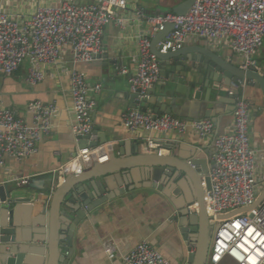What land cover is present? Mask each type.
<instances>
[{
    "label": "built area",
    "instance_id": "1",
    "mask_svg": "<svg viewBox=\"0 0 264 264\" xmlns=\"http://www.w3.org/2000/svg\"><path fill=\"white\" fill-rule=\"evenodd\" d=\"M128 8L129 0H61L59 4L38 6L24 21L0 11V73L12 75L28 62L26 81L35 86L46 79L43 66H58L69 72L72 131L80 142L79 138L92 133L91 113L97 100L91 94H99L102 86L90 87L83 72L69 70L66 52L71 50L73 65L94 61L102 54L105 28L110 24L122 27ZM133 15L146 24L148 31L137 39L133 71L124 66H118V71L128 75L130 91L140 101L149 99L150 89L160 81L161 65L152 53V38L168 25L173 29L158 44L161 54L183 49L190 39L206 40L230 48L241 58L242 70L259 72L257 56L264 45V0H196L185 15L171 11L151 15L141 8H136ZM29 109L33 126L0 100V171L5 155L17 160L31 157L37 152L38 142L52 132L56 106L36 101L29 104ZM122 122L131 132L174 131L184 135L193 130L202 140L212 139L211 189H205V201L210 224L219 228L207 264H264V200L255 206L264 190V153L260 155L251 144L249 101L244 96L234 100L232 130L218 136L211 119L186 121L167 114L156 116L128 110ZM145 151L163 154L160 144L153 140L148 141ZM113 152L112 144L79 148L70 162L54 172L57 186L67 176L107 163ZM198 208L197 203L189 206L192 213ZM103 250L110 257L119 253L114 242L104 244ZM122 260L124 264H171L146 241L131 248Z\"/></svg>",
    "mask_w": 264,
    "mask_h": 264
},
{
    "label": "crops",
    "instance_id": "2",
    "mask_svg": "<svg viewBox=\"0 0 264 264\" xmlns=\"http://www.w3.org/2000/svg\"><path fill=\"white\" fill-rule=\"evenodd\" d=\"M94 0H84L91 3ZM61 0H0V11L6 12L13 19L24 21L28 19L38 6L59 4ZM166 5L162 0H129V8L124 12L125 24L120 27L110 24L105 28L103 37V51L94 61L73 65L71 50H67L65 59L69 70L76 69L86 75L90 87L100 84L99 94H91L97 100V107L91 113L93 129L90 142H97L98 146L112 144L115 154L120 157L133 159L135 147L139 145L140 154H147L145 148L149 140L156 141L163 149L165 156L173 155L180 160L187 158L191 151L208 153L210 168L211 156L214 152L213 140H202L193 130L184 135L178 133H154L139 130L131 132L122 122V116L128 110L142 111V102L133 99L130 91L128 75L118 71V66H124L133 71L132 58L137 55V39L140 34L148 31L146 24L134 18V10L141 8L146 14H159L173 9L182 3ZM159 34V33H158ZM154 36L152 40L155 38ZM190 56L193 52L216 54L227 63L240 68L241 58L225 45L216 46L214 43L190 39L186 45ZM196 54V55H198ZM259 72L264 76V45L257 56ZM175 62L161 70L160 81L150 89V100L162 97V92L170 85L173 88L171 97L177 98L179 108L184 105L185 111L178 118L186 121L211 119L215 124V136L232 130L233 100L229 97L221 98L211 86L214 82H205L200 64L188 61L180 70L182 84H174L172 68ZM29 63L24 62L12 75L0 73V100L2 104L13 111L18 118L28 125H35L33 113L29 109L32 102H42L54 105L57 113L53 118V129L50 135L45 136L37 144V152L23 160H17L8 155L4 156V167L0 171V184L8 185L13 198L31 197V202L11 204L14 210V221L18 236L24 240L31 252L30 263L43 264L46 252V217L44 211L51 203V193L56 190L54 172L70 162L80 146L72 131V97L70 93L69 72L62 71L58 66H43L46 79L38 85L27 83L26 76ZM191 69L196 71L191 72ZM203 87L200 100H181L180 92L191 89L199 92ZM155 88V94L153 93ZM179 88L180 92L174 89ZM223 89H228L222 86ZM251 105L250 139L254 149L261 155L264 153V97L259 86L243 85L240 89ZM174 95V96H173ZM165 102L164 98L161 99ZM171 102V99L170 101ZM151 106L148 112L152 113ZM204 111H207L205 116ZM104 142H107L104 144ZM204 157V156H203ZM108 163V162H107ZM104 163V164H107ZM95 166V165H94ZM92 169L89 168L88 170ZM33 180L43 181L44 190L26 188ZM163 191L158 192L150 187L145 180L143 169L135 168L129 183L135 185L133 192L117 197L110 204L101 207L88 216L79 225L74 240V254L69 264H124L122 257L131 248L141 242H148L159 250L171 264H189V256L195 251L194 246H188L184 241L175 221L177 207H189L194 204L195 195L191 186L184 178H176L174 183L160 181ZM117 183H112L111 190H118ZM175 192L177 194H175ZM171 197V198H170ZM35 241V242H34ZM114 242L119 247V253L108 256L103 245Z\"/></svg>",
    "mask_w": 264,
    "mask_h": 264
},
{
    "label": "water",
    "instance_id": "3",
    "mask_svg": "<svg viewBox=\"0 0 264 264\" xmlns=\"http://www.w3.org/2000/svg\"><path fill=\"white\" fill-rule=\"evenodd\" d=\"M196 0H183L173 9L177 15H185L193 6ZM166 12H170L167 10ZM165 13V12H164ZM173 29L168 25L166 30L160 32L152 40V53L159 59L161 70H165L171 61L175 62L172 68L174 73V84H182L180 78V70L188 61L200 64L203 71L205 82H214L211 86L212 90L218 92L221 98L234 100L240 96L242 85L259 86L264 97V76L259 72L250 69L249 71L241 70L220 58L216 54L211 56L201 52H193L190 54L185 47L177 52L161 54L158 44L165 38L166 34ZM198 54V55H196ZM165 68V69H164ZM192 73L196 71L191 69ZM234 85V86H232ZM222 86L228 89H223ZM173 88L170 85L162 92L165 102L158 97L153 100L144 99L142 102V112L147 113L148 107L151 106L152 113L156 116L164 114L180 118L185 111L184 105L176 108L172 103L177 104V98L171 97ZM180 92L179 88L174 89ZM203 87L199 92L191 93V89L180 92V99L200 100ZM233 92V95L229 94ZM151 92V91H150ZM153 93L155 94V88ZM171 95V96H170ZM133 99L138 100L137 95H133ZM171 99V102H169ZM207 116V111H204ZM208 117V116H207ZM80 139V146H98L97 142L91 143V135H87ZM107 142H104L106 144ZM121 152L113 153L107 164H96L90 170H85L80 175H70L58 185L55 191L51 193V203L48 210L44 211L47 221L45 249L46 252L41 254L43 264H69L74 254V240L76 231L88 214H93L98 209L111 203L117 197L125 195L128 191L133 192L135 185L131 184L132 171L135 168L143 169L145 180L150 183L153 190L162 192L163 186L157 183L167 181L174 183L176 178H184L189 183L195 198L193 203L198 204V211L192 213L189 207H177L175 221L180 233L188 246H194L195 251L189 256V264H207L209 253L215 239L219 226L213 228L209 222L205 189H211L209 178L210 164L208 153L201 155L199 152L191 151L187 158L180 160L179 157L165 156L156 151L153 154H140L139 145L135 147V155L132 160H126ZM204 156V157H203ZM117 183L118 190H111L112 183ZM43 181L33 180L26 188L33 190H44ZM175 194H177L175 192ZM171 198V197H170ZM31 197L13 198L8 185L0 184V264H32L30 263L31 252L30 246L25 245L24 240L18 236L17 226L14 221V210H10L11 204H20L31 202ZM264 200V190L257 199L255 206ZM227 217V216H224ZM35 242V241H34Z\"/></svg>",
    "mask_w": 264,
    "mask_h": 264
},
{
    "label": "rangeland",
    "instance_id": "4",
    "mask_svg": "<svg viewBox=\"0 0 264 264\" xmlns=\"http://www.w3.org/2000/svg\"><path fill=\"white\" fill-rule=\"evenodd\" d=\"M162 2L165 3L166 5H174L177 4L179 0H162Z\"/></svg>",
    "mask_w": 264,
    "mask_h": 264
},
{
    "label": "clouds",
    "instance_id": "5",
    "mask_svg": "<svg viewBox=\"0 0 264 264\" xmlns=\"http://www.w3.org/2000/svg\"><path fill=\"white\" fill-rule=\"evenodd\" d=\"M240 69H241V68H240ZM241 70H242V69H241ZM257 72H258V71H257ZM259 73H260V72H259ZM260 74H261V73H260ZM242 86H243V85H242ZM240 96H241V94H240ZM109 161H110V160H109ZM109 161H108V162H109ZM87 170H88V169H87ZM213 228H214V227H213Z\"/></svg>",
    "mask_w": 264,
    "mask_h": 264
}]
</instances>
